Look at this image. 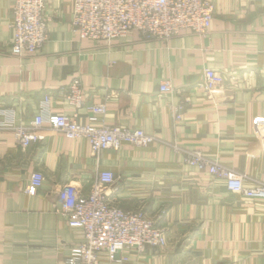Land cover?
<instances>
[{"label":"crops","instance_id":"obj_1","mask_svg":"<svg viewBox=\"0 0 264 264\" xmlns=\"http://www.w3.org/2000/svg\"><path fill=\"white\" fill-rule=\"evenodd\" d=\"M210 1L216 11L206 37L183 31L159 42L137 31L83 40L72 28L73 0H46L49 41L23 57L11 49V0L0 3V125L29 126L47 111L88 124L87 107L104 103L99 123L158 139L97 157L88 140L46 124L27 150L11 128H0V264H67L82 239L60 215L59 192L73 183L88 195L105 170L115 175L111 192L121 207L144 210L167 235L164 249L126 250L131 264H264V200H246L186 162L200 152L242 174L248 187L264 183V0ZM208 68L227 77L225 91L198 89ZM76 79L79 110L62 95ZM164 82L184 95L162 93ZM45 96L53 97L48 107ZM36 172L45 181L27 194Z\"/></svg>","mask_w":264,"mask_h":264},{"label":"built area","instance_id":"obj_2","mask_svg":"<svg viewBox=\"0 0 264 264\" xmlns=\"http://www.w3.org/2000/svg\"><path fill=\"white\" fill-rule=\"evenodd\" d=\"M11 3L13 55L23 57L39 53L50 37L46 0H11ZM215 11V5L210 0H73L72 28L83 40L112 41L137 31L145 40L168 42L183 31L206 37ZM227 87V77L209 68L204 70L198 85L205 95L225 91ZM160 91L182 96L185 93L182 89H173L170 82H164ZM83 94L81 82L77 79L71 84L68 93L62 92L65 100L78 110L85 107ZM52 99L51 96H45L47 107ZM87 109L91 113L88 124L81 123L78 114L67 116L47 111L46 115L35 117L29 126H16L13 121H9L0 125V128H11L16 145L27 150L40 140L39 130L46 124L67 139L88 140L93 155L97 157L110 149L119 151L125 145L149 147L158 140L139 128L99 123V118L107 114V105L104 103L88 106ZM180 110L174 109L177 120H182ZM259 134L264 140V134ZM186 162L207 170L214 181L223 183L230 192L246 200H264V183L248 187L242 174L228 169L222 163L211 161L200 152L188 154ZM44 181L43 173H34L26 193H34ZM115 182L114 173L105 170L99 173L88 195H83L73 183L64 185L60 190V215L69 227L79 231L82 239L76 251L66 260L67 264H131L126 250L133 249L142 254L147 247L156 251L167 247L166 232L158 226L157 221L142 209L126 211L117 197L112 196Z\"/></svg>","mask_w":264,"mask_h":264}]
</instances>
